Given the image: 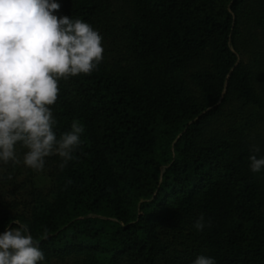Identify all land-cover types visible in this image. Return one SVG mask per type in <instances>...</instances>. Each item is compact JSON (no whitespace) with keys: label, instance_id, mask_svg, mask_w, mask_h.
Masks as SVG:
<instances>
[{"label":"trees","instance_id":"obj_1","mask_svg":"<svg viewBox=\"0 0 264 264\" xmlns=\"http://www.w3.org/2000/svg\"><path fill=\"white\" fill-rule=\"evenodd\" d=\"M55 2L103 60L58 80L57 139L84 128L63 168L0 161V234L27 224L38 264H264V0Z\"/></svg>","mask_w":264,"mask_h":264},{"label":"clouds","instance_id":"obj_2","mask_svg":"<svg viewBox=\"0 0 264 264\" xmlns=\"http://www.w3.org/2000/svg\"><path fill=\"white\" fill-rule=\"evenodd\" d=\"M55 0H0V161L20 163L15 145L27 149L23 164L40 171L45 157L58 155L63 168L81 144L79 121L59 139L49 106L59 95L58 80L90 74L103 60L102 37L89 23L53 13ZM253 153L259 148L253 146ZM253 173L264 169V157L249 156ZM210 223V222H209ZM193 227H206L201 214ZM44 253L27 224L6 228L0 234V264H38ZM193 264H215L200 255Z\"/></svg>","mask_w":264,"mask_h":264}]
</instances>
